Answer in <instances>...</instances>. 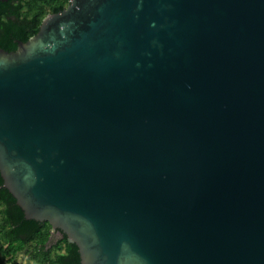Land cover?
Instances as JSON below:
<instances>
[{
  "label": "water",
  "instance_id": "water-1",
  "mask_svg": "<svg viewBox=\"0 0 264 264\" xmlns=\"http://www.w3.org/2000/svg\"><path fill=\"white\" fill-rule=\"evenodd\" d=\"M0 177L80 264H264V0H69L0 49Z\"/></svg>",
  "mask_w": 264,
  "mask_h": 264
},
{
  "label": "trees",
  "instance_id": "trees-1",
  "mask_svg": "<svg viewBox=\"0 0 264 264\" xmlns=\"http://www.w3.org/2000/svg\"><path fill=\"white\" fill-rule=\"evenodd\" d=\"M68 4L69 0L0 2V49L15 51L18 42L24 43L37 33L47 15L61 12ZM2 184L0 177V264H16L19 255L29 264H80L77 247L65 235L50 245V225L26 220Z\"/></svg>",
  "mask_w": 264,
  "mask_h": 264
},
{
  "label": "flooded vegetation",
  "instance_id": "flooded-vegetation-1",
  "mask_svg": "<svg viewBox=\"0 0 264 264\" xmlns=\"http://www.w3.org/2000/svg\"><path fill=\"white\" fill-rule=\"evenodd\" d=\"M63 235L59 234V232L57 230L52 231V236H51V241H53L52 243H50V245L53 246L54 243H56L58 240L62 239Z\"/></svg>",
  "mask_w": 264,
  "mask_h": 264
},
{
  "label": "rangeland",
  "instance_id": "rangeland-1",
  "mask_svg": "<svg viewBox=\"0 0 264 264\" xmlns=\"http://www.w3.org/2000/svg\"><path fill=\"white\" fill-rule=\"evenodd\" d=\"M6 264H10V263H6ZM16 264H29V263L27 262V259L25 257H23L22 255H19L16 258Z\"/></svg>",
  "mask_w": 264,
  "mask_h": 264
}]
</instances>
